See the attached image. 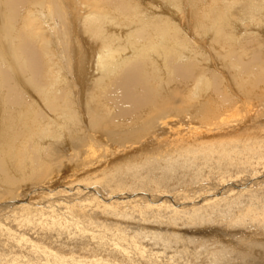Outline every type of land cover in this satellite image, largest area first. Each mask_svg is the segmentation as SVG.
Listing matches in <instances>:
<instances>
[{
	"label": "bare ground",
	"instance_id": "bare-ground-1",
	"mask_svg": "<svg viewBox=\"0 0 264 264\" xmlns=\"http://www.w3.org/2000/svg\"><path fill=\"white\" fill-rule=\"evenodd\" d=\"M212 141L207 189L103 184ZM209 210L264 236V0H0V264H167L124 223Z\"/></svg>",
	"mask_w": 264,
	"mask_h": 264
},
{
	"label": "rangeland",
	"instance_id": "rangeland-1",
	"mask_svg": "<svg viewBox=\"0 0 264 264\" xmlns=\"http://www.w3.org/2000/svg\"><path fill=\"white\" fill-rule=\"evenodd\" d=\"M3 49L7 54L5 61H14L7 48L3 46ZM218 68L221 69V67ZM82 74L84 79L82 103L85 107L84 115L87 118L89 114L88 88L98 77L99 72L83 70ZM195 111L199 116L200 109ZM191 113L196 116L193 109ZM58 122L63 126L62 119H58ZM214 149L215 142L212 141L209 144L197 146V151L188 155L176 156L182 159L179 164L180 173H177V167L168 161L162 163L156 161L153 156L146 157L144 153H141L140 158H137V154H132L123 161V163H132L131 167L127 164L119 168L116 167L118 165H114L112 170L106 172L103 184L121 189L119 191L123 195L134 191L138 194L146 192L151 195L170 191L172 199L177 192L183 194L196 187L207 189L213 186L212 182L215 178L210 175V170H199L198 166L204 165L210 159L206 151L212 150L214 155ZM145 154L148 153L145 152ZM129 158L134 159L128 160ZM126 173L136 174L138 177L134 181L125 180L128 178ZM99 176L101 177L102 173ZM180 176H186L189 181L185 182ZM102 190L107 192L103 188ZM194 192L197 194L193 198L202 195L201 192ZM70 194H73V191L67 193V195ZM35 198L38 197L35 196ZM9 214L7 213L6 216ZM211 215H214L212 210L197 211L191 216L176 219L161 216L152 220L150 215L141 220L130 218L129 222L124 224L129 235L137 238L140 252L148 262L150 258L156 257L160 262L162 256L167 264H174L175 260H178L180 264H264V250L261 248L264 245V236L260 238L259 235H254L243 221L231 222L233 218L223 215L212 218ZM6 216L4 215L3 218ZM118 221L114 222L112 218L106 220L110 224H116L120 230L121 225L117 224ZM229 222L231 225L228 226ZM258 242L262 244L258 245Z\"/></svg>",
	"mask_w": 264,
	"mask_h": 264
}]
</instances>
